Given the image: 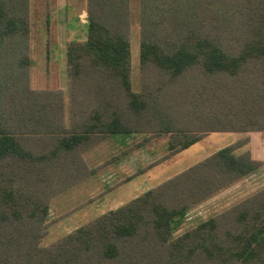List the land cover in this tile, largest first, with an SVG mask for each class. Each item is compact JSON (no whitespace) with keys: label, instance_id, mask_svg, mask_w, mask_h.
<instances>
[{"label":"trees","instance_id":"trees-1","mask_svg":"<svg viewBox=\"0 0 264 264\" xmlns=\"http://www.w3.org/2000/svg\"><path fill=\"white\" fill-rule=\"evenodd\" d=\"M87 2L67 114L63 90L30 86V0H0V264H264V189L173 236L261 165L241 142L41 245L53 198L99 170L85 153L105 140L169 135L171 158L213 133L264 132V0H141L140 92L131 0Z\"/></svg>","mask_w":264,"mask_h":264},{"label":"rangeland","instance_id":"rangeland-1","mask_svg":"<svg viewBox=\"0 0 264 264\" xmlns=\"http://www.w3.org/2000/svg\"><path fill=\"white\" fill-rule=\"evenodd\" d=\"M29 19L30 86L35 90H63L67 113L70 97L67 46L71 40H87L88 2L30 0ZM140 32L141 0H131L132 85L135 92H140L143 86L139 67ZM148 136H129L124 139V144L111 137L85 153L90 168L99 170L53 198L47 221L48 232L42 246H50L77 228L183 172L192 166L189 159L197 152L209 149L207 154H212L229 143H243L237 154L250 152L261 165L249 176L194 205L185 217L174 222L173 236H181L200 222L227 211L264 189V132L213 133L171 158L169 135L153 136L147 142ZM116 138L123 140L124 137Z\"/></svg>","mask_w":264,"mask_h":264},{"label":"crops","instance_id":"crops-1","mask_svg":"<svg viewBox=\"0 0 264 264\" xmlns=\"http://www.w3.org/2000/svg\"><path fill=\"white\" fill-rule=\"evenodd\" d=\"M116 137H119V136H115V137H113V139H116V140H118L119 142H121V144H124V142L126 143V141L124 140V139H126L127 137H124L123 138V140L122 139H120V138H116ZM205 140V139H204ZM203 140V141H204ZM202 142V141H201ZM200 143V142H199ZM198 144V143H197ZM232 143H229L228 145H231ZM228 145H222L221 146V148L222 147H225V146H228ZM96 148V147H95ZM219 150V149H218ZM185 152V151H184ZM209 152V149L207 150V151H202V152H200V153H196V154H194V156H193V158H191V159H189V160H191V162H192V166L193 165H195V163H198L199 161H201V160H203L204 158H206V157H208V156H210L211 154L209 153V154H207ZM195 153V152H194ZM214 152H212V154H213ZM180 155V154H179ZM141 187V186H140ZM140 187H139V189H140ZM138 196V195H137ZM137 196H135L134 198H136ZM133 198V199H134ZM132 200V199H131ZM131 200H129V201H131ZM128 201V202H129ZM127 203V202H126ZM124 205V204H123ZM121 207V206H120ZM119 208V207H118Z\"/></svg>","mask_w":264,"mask_h":264}]
</instances>
